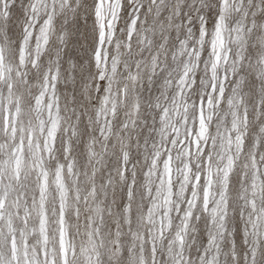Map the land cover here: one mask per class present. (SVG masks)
Wrapping results in <instances>:
<instances>
[{
  "label": "snow or ice",
  "instance_id": "6c2138e0",
  "mask_svg": "<svg viewBox=\"0 0 264 264\" xmlns=\"http://www.w3.org/2000/svg\"><path fill=\"white\" fill-rule=\"evenodd\" d=\"M0 264H264V0H0Z\"/></svg>",
  "mask_w": 264,
  "mask_h": 264
}]
</instances>
